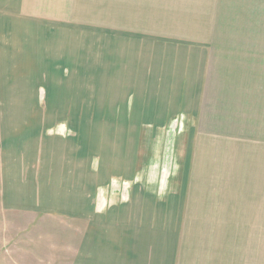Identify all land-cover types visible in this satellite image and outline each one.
Here are the masks:
<instances>
[{"label":"rangeland","instance_id":"1","mask_svg":"<svg viewBox=\"0 0 264 264\" xmlns=\"http://www.w3.org/2000/svg\"><path fill=\"white\" fill-rule=\"evenodd\" d=\"M103 3H83L82 11L88 10L89 16L80 18L89 28L91 61L100 63L106 62L105 38L113 40L120 30L122 37L131 36L126 32L135 29L115 7ZM148 4L137 3V29L157 28L151 35H168L170 40L157 74L150 70L114 73L121 77V88L117 82L116 88L110 86L113 82H104L99 93L87 87L71 93L60 90L67 96L59 97L62 105L55 98L50 111L43 90H29L35 94L31 99L38 98L43 106L28 110V96H11L19 91L10 88V96H0V132L4 122L12 140H34V128L41 123H33V116L38 115L44 126L42 140H89L90 146L94 140L111 142L106 169H136L137 173L111 178L110 184L151 186L157 195L160 186L169 184L211 188L197 195L220 197L214 215L218 231L233 235L243 260L245 250L256 251L257 239L264 240V0H148ZM153 18L152 24H144ZM98 41L99 49L94 44ZM144 66L139 63L138 69ZM20 83L27 85L30 80L14 84ZM88 87L94 88V82ZM161 92L166 95L164 118L162 106L153 113L130 107L136 97L133 106H146L160 99ZM152 117L165 121L154 119L153 125ZM114 154L121 160H114ZM181 167L188 178L184 179ZM1 203L0 192V264H49L55 258L50 246L56 244L58 234H64V225L45 221L40 226L27 218L21 241L18 228L7 225L16 216H9ZM42 234L50 242L43 243Z\"/></svg>","mask_w":264,"mask_h":264},{"label":"crops","instance_id":"2","mask_svg":"<svg viewBox=\"0 0 264 264\" xmlns=\"http://www.w3.org/2000/svg\"><path fill=\"white\" fill-rule=\"evenodd\" d=\"M100 1L115 7L119 16L126 18V24L135 28L126 32L131 36L122 37L120 30L113 40L104 39L105 63L95 58L91 61L89 28L80 19L89 16L88 10L82 11V4L87 5L89 0H0V96H10L7 91L11 88L19 91L11 96H28V110L42 109L40 100L31 99L35 94L29 91L35 89L38 93L41 89L50 111L55 98L62 105L59 97L67 96L60 90L71 93L87 87L99 93L104 82H113L110 86L115 84V88L117 82V88H121V77L116 78L114 73L130 75L150 70L157 74L170 40L168 35H151L157 28L137 29V3L144 2L149 7L148 0ZM153 22L154 18L147 19L144 24ZM94 44L99 49V41ZM139 63L145 65L141 70ZM202 63L203 60L200 68ZM170 65L166 68L170 69ZM27 80V85L14 84ZM91 82L94 88L88 87ZM22 88L26 93L20 92ZM164 96L161 92L160 99L146 106H133L136 97L130 107L139 113H153L162 106L159 111L164 118ZM38 118L33 116V123H41L33 127L34 140H12L14 136L6 131L3 122L0 192L2 208L9 211V216H16L7 221L11 225L8 228H18L21 241L27 218L35 224L40 222V226L45 221L64 225V234H58L56 244L50 246L55 258L49 264H264L262 238L257 239V249L252 252L244 249L243 242L247 256L244 254L242 260L233 235L218 231L214 215L219 209L215 200L220 201V197L197 195L211 188L198 190L185 183L169 184L160 186L161 195H157L151 186L118 184L121 181L110 184L111 178L134 177L137 173L136 169H106L111 142L94 140L90 146L89 140H42L44 126ZM151 119L153 125L159 120ZM116 157L114 154L113 159ZM180 171L184 179L188 178L182 167ZM42 236L43 243L49 239L48 235ZM20 247L25 249V245Z\"/></svg>","mask_w":264,"mask_h":264}]
</instances>
